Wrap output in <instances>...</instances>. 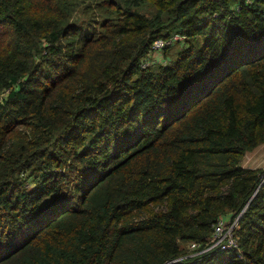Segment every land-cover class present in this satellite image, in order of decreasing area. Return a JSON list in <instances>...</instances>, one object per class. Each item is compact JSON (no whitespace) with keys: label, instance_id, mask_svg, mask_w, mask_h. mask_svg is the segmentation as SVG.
Returning a JSON list of instances; mask_svg holds the SVG:
<instances>
[{"label":"trees","instance_id":"obj_1","mask_svg":"<svg viewBox=\"0 0 264 264\" xmlns=\"http://www.w3.org/2000/svg\"><path fill=\"white\" fill-rule=\"evenodd\" d=\"M261 145L264 0H0V264H264Z\"/></svg>","mask_w":264,"mask_h":264},{"label":"built area","instance_id":"obj_2","mask_svg":"<svg viewBox=\"0 0 264 264\" xmlns=\"http://www.w3.org/2000/svg\"><path fill=\"white\" fill-rule=\"evenodd\" d=\"M251 1V0H247ZM186 35L181 33H175L169 38H158L153 42L152 48L148 53V56L143 60V66H148L151 62L158 61V57H155V53L162 50L165 46L169 45L175 40H183ZM166 64L167 59H161ZM241 214L234 218L228 219L225 216L219 217L214 225V231L208 242L203 246L197 241H191L190 248L195 253H201L210 249L229 250V249H240L239 238L237 235V228L239 227Z\"/></svg>","mask_w":264,"mask_h":264},{"label":"rangeland","instance_id":"obj_3","mask_svg":"<svg viewBox=\"0 0 264 264\" xmlns=\"http://www.w3.org/2000/svg\"><path fill=\"white\" fill-rule=\"evenodd\" d=\"M86 1L95 3V0H86ZM84 3L86 2L80 4V7L78 8L75 15V19H78L79 21L87 20L90 18V14L84 10V5H85ZM175 50H176L175 46L172 47L169 50L170 51L169 54L171 55ZM155 57L165 58L166 56L164 50L162 49L156 52ZM166 58L169 59V57ZM243 164L245 166L264 167V145L258 146L256 149L249 151L243 159Z\"/></svg>","mask_w":264,"mask_h":264},{"label":"clouds","instance_id":"obj_4","mask_svg":"<svg viewBox=\"0 0 264 264\" xmlns=\"http://www.w3.org/2000/svg\"><path fill=\"white\" fill-rule=\"evenodd\" d=\"M154 41H155V40H154ZM158 59H159L158 61H161L162 58H161V57H158ZM167 60H168V59H167ZM240 214H241V216H242V212H241ZM225 217H226V216H225ZM234 217H236V216H231V217L228 216V217H226V218L231 219V218H234ZM229 250H230V249H229ZM194 253H195V252H194Z\"/></svg>","mask_w":264,"mask_h":264}]
</instances>
